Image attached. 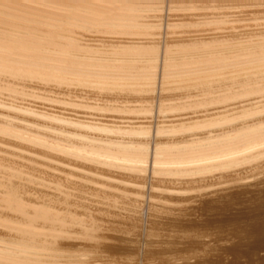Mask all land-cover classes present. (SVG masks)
I'll return each mask as SVG.
<instances>
[{
    "label": "bare ground",
    "instance_id": "bare-ground-1",
    "mask_svg": "<svg viewBox=\"0 0 264 264\" xmlns=\"http://www.w3.org/2000/svg\"><path fill=\"white\" fill-rule=\"evenodd\" d=\"M255 175L264 0H0V264L213 263L162 231Z\"/></svg>",
    "mask_w": 264,
    "mask_h": 264
},
{
    "label": "rangeland",
    "instance_id": "rangeland-1",
    "mask_svg": "<svg viewBox=\"0 0 264 264\" xmlns=\"http://www.w3.org/2000/svg\"><path fill=\"white\" fill-rule=\"evenodd\" d=\"M250 176L251 175H246V177ZM252 179L253 181L250 183L231 187L230 189L220 190L218 191L220 193L217 192L212 194V196L196 198V200L200 201L196 202V205H193L194 208L199 209L196 210V215H194L196 220L193 228L198 235V242L193 243L191 241L189 243L186 239H178L177 237L169 238V232L164 230L162 231V234L165 241L168 243V248L174 251L172 253L179 252L180 254L185 255L192 252H198L200 251V247L203 248L202 244H205L204 239L207 238L210 242H206L208 244L206 249L212 253L209 254V259H212L213 263L264 264V175H259V178L255 175V178L253 177ZM195 188L196 187H194V189ZM196 189H198V186ZM208 203L214 205H209V209L207 206L209 212L206 210V213V211L201 209ZM238 217L241 220V224L237 222V220L239 221ZM242 225H244V236L240 233L243 230ZM252 225H255V227L253 228ZM255 228L257 231H251L255 230ZM249 229L251 230L249 231ZM252 232L256 234L258 233V236H256V234L253 235ZM260 242L262 243L260 244ZM257 244H260L261 246ZM252 252L256 253L254 254ZM220 254H223V257L219 256ZM133 256L139 263H143L146 258L144 252L139 251H136ZM214 256L218 259L215 260ZM219 258L222 259H220L221 262L218 261ZM208 262H211V260ZM213 263L211 262L209 264Z\"/></svg>",
    "mask_w": 264,
    "mask_h": 264
}]
</instances>
